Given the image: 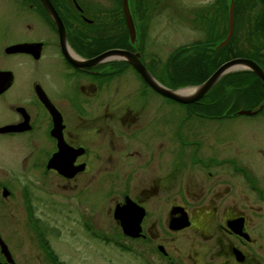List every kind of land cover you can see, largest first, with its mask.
Wrapping results in <instances>:
<instances>
[{
	"label": "flooded vegetation",
	"instance_id": "obj_1",
	"mask_svg": "<svg viewBox=\"0 0 264 264\" xmlns=\"http://www.w3.org/2000/svg\"><path fill=\"white\" fill-rule=\"evenodd\" d=\"M115 1L50 0L65 29L66 51L79 65L68 59L41 0H17L27 18L0 17V212L15 211L32 245L48 260L42 243L50 246L32 194L35 182L43 190L58 180L63 186L80 185L81 191L99 183L139 185L138 196L124 195L113 208L126 196L138 204L144 215L135 240L154 250L160 264H264V83L253 73L252 91L236 90L231 103L225 92L220 99L205 96L184 104L155 91L125 59L86 65L109 49H124L139 53L141 63L162 81L161 59L145 52V29L134 44L126 39L122 45L107 44L113 37L105 29L116 20L100 16L123 13L122 1ZM214 6L223 32L218 37L206 33L197 40L203 43L193 45L195 51H212L214 46L205 42L227 35L230 1ZM263 23L264 0H234L232 36L240 29L238 40L244 41L245 28ZM141 25H135L137 31ZM250 58L264 69V48ZM240 98L249 106L241 107ZM178 104L184 115L178 114ZM239 115L250 117L253 125L248 138L258 155L255 161L227 150L226 132L216 131ZM59 144L61 168L74 170L71 176L48 167ZM5 180L14 182L13 188ZM184 212L188 226L172 228ZM81 221L84 230L96 233L93 222ZM185 232L191 236L180 257L169 244ZM0 236L6 246L0 245V264H18ZM49 260L44 262L56 264Z\"/></svg>",
	"mask_w": 264,
	"mask_h": 264
},
{
	"label": "rangeland",
	"instance_id": "obj_2",
	"mask_svg": "<svg viewBox=\"0 0 264 264\" xmlns=\"http://www.w3.org/2000/svg\"><path fill=\"white\" fill-rule=\"evenodd\" d=\"M99 1L105 3L114 0ZM132 1L133 5L129 0L132 11L135 13V15L133 14L134 24L137 25L140 22L143 25L144 23L147 24L146 33L144 31L146 55L148 58L155 56L161 59L162 67L175 49L182 47V56L191 55L197 50L193 43L202 40L206 33L218 37L219 33L222 34L223 32V22L215 21V18L218 17L215 13L218 10L214 3L219 0H158L157 5L154 4L156 0ZM150 3L153 4V7ZM23 10L17 4V0H3L0 4V17H29ZM121 12L120 10L118 13L100 16L115 18L116 20L115 24L113 23L114 26L106 27L104 32L105 34H112L113 37L107 42L108 45H122L125 39L128 44H133L130 42L129 36L127 37L128 28L126 29L125 16ZM119 18L121 22L118 21ZM202 18L205 19L202 20ZM209 19L214 21L209 22ZM139 28V35L142 36L143 30L141 26ZM241 32L242 30L240 35ZM242 36L243 38L246 37L245 34ZM218 42L212 49L216 48ZM239 70L241 69H233L230 73ZM243 79L254 80V76L246 75ZM236 96L232 87L226 88V97L229 103ZM221 97H223L221 88L216 86V89L210 92L206 98L220 99ZM238 103L241 107L249 106V102L243 98H240ZM178 114L180 116L185 114V109L180 104H178ZM233 120L221 128H216V131L224 130L226 132V141L231 143L225 145L227 150L239 151L243 153L244 160L255 161L258 155L252 148V138H248L253 130V125L249 122L250 117L239 115ZM237 145L239 146L238 149L235 148ZM13 175L18 176L19 173L15 172ZM5 181L13 188L14 182ZM18 182L22 183V180L19 179ZM63 183L59 180L51 182L49 186L44 187L45 190L41 185L38 186L37 182L32 186V194L38 199L37 214L41 218L39 225L58 261L62 264H155L154 262L160 264L157 262L154 250L150 247L142 245L141 241L123 239L124 236L120 233V227L112 216L113 207L122 200V196L129 193H132V197L138 196L141 186L99 183L97 187H83L84 189L81 191L80 185L76 186L70 183L63 186ZM77 202H79V208ZM81 220L93 222L96 225V233L84 230L81 227ZM154 220V217L149 219L150 222ZM22 223L23 219L15 211L10 213L7 208L6 211L0 212V233L10 245L18 264H46L44 261H48L50 258L47 256L49 258L47 260L42 252H39L32 245L22 230ZM115 226L118 230L115 229ZM176 236L174 243L169 244V247L171 250L177 248L175 254L183 257L182 255L186 253L188 248L191 234L185 232ZM114 240L118 241L114 242ZM155 242L156 240L153 239V243ZM123 244L131 249L124 247L123 250Z\"/></svg>",
	"mask_w": 264,
	"mask_h": 264
},
{
	"label": "water",
	"instance_id": "obj_3",
	"mask_svg": "<svg viewBox=\"0 0 264 264\" xmlns=\"http://www.w3.org/2000/svg\"><path fill=\"white\" fill-rule=\"evenodd\" d=\"M44 8L48 11L49 15L55 21L58 31L60 33L63 49L68 57V59L76 64L79 65V61L72 58L68 52L66 51L65 43V29L64 26L58 17L54 7L52 6L50 0H41ZM122 7L123 13L125 16V21L128 28V36L131 43L137 42L138 33L137 29L134 25L133 17L130 10V3L129 0H122ZM233 7H234V0H230V6L228 11V32L224 39L218 42L216 48H222L225 46L228 41L230 40L233 32ZM139 53H132L128 50L113 48L109 49L97 57H95L91 61L85 62L86 65H90L92 63L99 62L104 58L115 57L120 59L127 60L144 78L146 83L152 87L155 91L160 93L161 95L176 100L180 103L189 104L195 102L203 97H205L213 88L214 86L220 81V79L229 74L233 69H241L243 71H251L252 73L256 74L264 83V69L253 59L247 57H234L227 61L221 63L209 77H207L202 83L197 85H186L177 88H170L160 81H158L150 72L149 70L141 63L138 56ZM239 70V71H241ZM237 72V71H234ZM185 88H192V92L188 94H182L180 91ZM239 114H251L253 113L251 110H240ZM61 145L59 144V150L53 154L48 162V167L56 168V170L61 173L65 174L66 176H71L75 171H71L70 167L61 168V155H62ZM70 172V173H69ZM142 209L136 204L133 200H131L128 196L125 198V202L122 205H116L113 211V217L116 219L121 228L122 232L125 235L137 238L141 235V220L143 218V211ZM173 221V220H172ZM172 228L174 229H182L188 226L187 221V214H184L179 217L178 219L174 220L171 223ZM0 245L6 248L1 236H0ZM8 253V251L6 250Z\"/></svg>",
	"mask_w": 264,
	"mask_h": 264
},
{
	"label": "trees",
	"instance_id": "obj_4",
	"mask_svg": "<svg viewBox=\"0 0 264 264\" xmlns=\"http://www.w3.org/2000/svg\"><path fill=\"white\" fill-rule=\"evenodd\" d=\"M115 2L120 3V0H116ZM130 2H132L133 5V1L130 0ZM146 27L147 24L145 23L144 25H141L142 30L145 29V33ZM254 29L252 28V26H249L248 29L245 28L243 34L246 35L245 38L247 39V41H239L238 37L240 35V29L236 30L235 28L233 36L225 46L218 49L215 48L212 51L208 52L206 50H200L196 51L194 54L182 56V47L177 48L170 55L169 60L165 64H163V69L161 71V82L172 88L182 87L186 85H197L202 83L207 77H209L211 73L224 61L238 56L248 58L252 57V52L256 50H262L264 48V23L262 25L260 24L257 28ZM253 34L255 35L253 36ZM256 34L260 38L254 39V37H256ZM201 43L203 42L196 41V43L193 44ZM205 44L215 46L216 42H205ZM213 56L214 58H212ZM246 75L255 76L251 71H237L226 74L220 79V81L210 92L215 90L216 86H220L223 97H225L226 88L228 87H232L233 91L240 90L243 93H249L254 87V80L243 79Z\"/></svg>",
	"mask_w": 264,
	"mask_h": 264
},
{
	"label": "bare ground",
	"instance_id": "obj_5",
	"mask_svg": "<svg viewBox=\"0 0 264 264\" xmlns=\"http://www.w3.org/2000/svg\"><path fill=\"white\" fill-rule=\"evenodd\" d=\"M192 88H185V89H182L180 92L182 93V94H188V93H190V92H192Z\"/></svg>",
	"mask_w": 264,
	"mask_h": 264
}]
</instances>
